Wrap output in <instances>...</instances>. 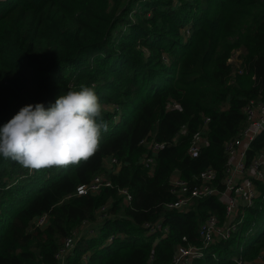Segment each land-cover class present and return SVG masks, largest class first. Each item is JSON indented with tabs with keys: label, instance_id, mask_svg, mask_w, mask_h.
Wrapping results in <instances>:
<instances>
[{
	"label": "trees",
	"instance_id": "16d2710c",
	"mask_svg": "<svg viewBox=\"0 0 264 264\" xmlns=\"http://www.w3.org/2000/svg\"><path fill=\"white\" fill-rule=\"evenodd\" d=\"M82 85H95L108 123L93 157L31 173L0 157V264H54L65 238L109 204L68 264H171L184 236L202 245L209 215L225 219L216 196L188 211L164 204L176 198L174 174L194 181L212 166L223 177L226 142L244 127L246 105L264 99V0H0V126L23 106L50 107ZM207 118L209 144L192 157L191 139ZM145 138L167 142L152 168L143 164ZM263 147L264 132L253 150ZM113 158L119 166L107 169ZM103 173L113 186L75 194ZM43 214L47 224L31 229ZM241 216L238 231L194 264L264 256V195ZM159 220L167 234L144 227Z\"/></svg>",
	"mask_w": 264,
	"mask_h": 264
},
{
	"label": "built area",
	"instance_id": "2783aa9c",
	"mask_svg": "<svg viewBox=\"0 0 264 264\" xmlns=\"http://www.w3.org/2000/svg\"><path fill=\"white\" fill-rule=\"evenodd\" d=\"M233 59L234 57L230 61ZM244 113L246 117L244 127L225 144L227 164L224 168L223 177L220 178L217 169L208 166L194 178V181L182 178L179 174H174L170 178L171 193L176 198L165 203V208L188 211L192 208L196 199L211 196L219 197L226 206L224 221L218 215L212 214L201 223L199 236L203 241L202 245L188 243V238L183 237L186 244H180L177 247L171 264H194L195 259L206 254V250L211 244L230 239L239 229L243 219V215L240 217L242 209L253 206L256 200L264 195V147L253 150V142L264 132V99L251 100L246 105ZM208 121V118L205 119L203 127L191 139L189 153L192 157L199 156L201 149L209 144ZM141 143L150 150V153L143 159V164L147 168H152L158 152L167 145V142L158 141L156 138H145ZM108 160H111L112 167L113 164L119 166L116 159ZM109 186H113L112 181L106 174H99L91 182L79 185L75 194H95L99 193L103 187ZM119 192L126 203L132 201V194L127 188H120ZM108 207L109 205H104L99 208L96 222L85 220L80 227L65 238L55 254L56 262L54 264H68V257L73 254L79 239L83 236L97 234L98 229L94 225L98 224L100 226L99 224L108 217ZM48 219V214L37 217L31 229L45 226ZM144 227L153 232L162 231L167 234L169 231L161 220L146 222ZM113 238L114 235H111L109 241ZM87 259L88 254H85L83 260ZM235 261L237 264H264V256H258L255 259H246L239 256L235 258Z\"/></svg>",
	"mask_w": 264,
	"mask_h": 264
},
{
	"label": "clouds",
	"instance_id": "9594fccd",
	"mask_svg": "<svg viewBox=\"0 0 264 264\" xmlns=\"http://www.w3.org/2000/svg\"><path fill=\"white\" fill-rule=\"evenodd\" d=\"M104 106L95 85H82L56 99L50 107L27 104L0 126V157L40 171L87 162L108 131Z\"/></svg>",
	"mask_w": 264,
	"mask_h": 264
},
{
	"label": "rangeland",
	"instance_id": "374dc122",
	"mask_svg": "<svg viewBox=\"0 0 264 264\" xmlns=\"http://www.w3.org/2000/svg\"><path fill=\"white\" fill-rule=\"evenodd\" d=\"M239 54H240V51L239 52L238 51L235 52V54H234V59L235 60H236V57H238ZM105 165H106L107 169L112 168L111 160L107 159L105 161ZM103 174H105V173H103ZM109 206H110V204H109ZM94 227L98 229V224H95Z\"/></svg>",
	"mask_w": 264,
	"mask_h": 264
}]
</instances>
